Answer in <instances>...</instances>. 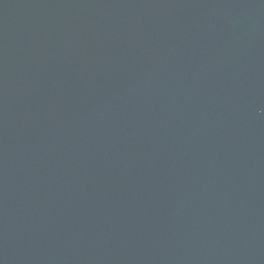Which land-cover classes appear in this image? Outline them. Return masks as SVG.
I'll list each match as a JSON object with an SVG mask.
<instances>
[{"label": "water", "instance_id": "water-1", "mask_svg": "<svg viewBox=\"0 0 264 264\" xmlns=\"http://www.w3.org/2000/svg\"><path fill=\"white\" fill-rule=\"evenodd\" d=\"M0 264H264V0H0Z\"/></svg>", "mask_w": 264, "mask_h": 264}]
</instances>
